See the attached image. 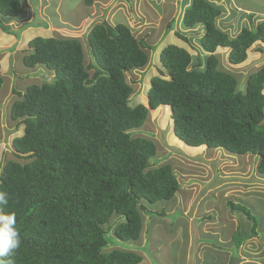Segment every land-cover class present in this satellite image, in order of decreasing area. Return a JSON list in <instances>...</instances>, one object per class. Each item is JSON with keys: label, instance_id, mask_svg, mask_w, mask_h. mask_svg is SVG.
I'll list each match as a JSON object with an SVG mask.
<instances>
[{"label": "trees", "instance_id": "obj_1", "mask_svg": "<svg viewBox=\"0 0 264 264\" xmlns=\"http://www.w3.org/2000/svg\"><path fill=\"white\" fill-rule=\"evenodd\" d=\"M22 11V0H0V27L11 32L4 20ZM221 14V7L208 0H192L183 25L201 27L198 41L208 54L204 60L198 53L194 63L186 47L163 46L164 68L150 80L148 104H131L134 88L127 74L146 66L147 50L157 47L137 37L128 24L95 23L87 39L96 59L89 62L80 37L36 36L29 41L24 64L54 75L50 82L15 90L19 99L10 110L17 126L24 125L12 142L16 159L0 166V190L9 194L8 206L0 210L15 212L21 239L14 264L142 262L138 251L107 248L111 232L122 240L140 239L144 215L151 212L148 202L170 200L180 188L171 163L152 166L155 141L134 134L150 110L161 106L171 108L174 131L187 145L257 155L264 174V66L250 73L240 89L237 75L219 68L216 54L219 47L228 48L230 63H244L250 49L264 43V21H251L231 35L217 24ZM173 25L169 22L167 31ZM175 33L189 42L180 31ZM1 68L0 63V89ZM228 205L251 225L243 240L257 237L259 222L247 205ZM238 230L235 253L242 244Z\"/></svg>", "mask_w": 264, "mask_h": 264}, {"label": "rangeland", "instance_id": "obj_2", "mask_svg": "<svg viewBox=\"0 0 264 264\" xmlns=\"http://www.w3.org/2000/svg\"><path fill=\"white\" fill-rule=\"evenodd\" d=\"M58 1L60 2V0H57V4H59ZM235 1L253 7L254 13L252 14V11H250V14L247 13L239 17L241 13L234 6V4L237 5V2L234 4L231 0L222 2V6L226 7V11H224L227 14L225 15L222 11L225 16L221 14L218 17L221 24L224 23L225 25L229 22L230 12L235 15V10L238 11L234 17L235 19L232 20L236 24L232 25L231 30H228L230 34L235 35L242 26L250 27L251 21L255 24L264 21V0ZM62 3L66 15L69 13L68 6L72 4L73 6H81V0H64ZM54 6L52 5V7ZM52 14L53 21L61 20L55 12L52 11ZM69 15L72 17L73 14ZM39 17L34 16V25H43L52 20L40 19ZM99 21L100 19L97 20V23ZM228 24L227 27L223 25L222 28L229 29ZM15 25L13 26L16 27ZM181 27L180 24L178 28ZM197 29L198 27L190 30H172L169 34L165 30L150 32V36H147V38L157 49L147 50L150 58L146 66L127 74V79L134 88L131 99L132 105L138 103L148 104L147 89L150 80L152 76L159 73L160 68H164L159 53L163 45L175 43L186 47L192 53L194 63L197 62L198 53L205 60L208 52L201 49L198 38L202 30ZM65 30L69 29L65 28ZM175 31H180L187 36L189 42L179 38ZM74 32L67 35L82 39L85 46L86 62L91 59L95 60V54L88 43V33L85 32V36H81V30H75ZM55 34L61 37L67 36L57 32ZM135 35L141 36L137 32ZM10 50H13V48L0 49V63L3 68L2 75L4 76V83L0 89V166L9 159H16L12 142L16 136L21 135L24 131V125L17 126V121L12 120L10 117L13 102L19 99L15 90L23 92L29 84L50 82L54 75L53 72H49L44 67L31 69L26 66L21 54L7 57V52ZM228 52V48L219 47L217 49L219 68L237 75L239 87L244 89L248 75L264 66V46L261 43H256L250 49L248 59L238 65L228 61ZM28 53L29 51L26 54ZM171 113L169 106H161L156 110H150L146 123L134 134L146 136L155 141L157 155L155 156L156 161L154 159L151 161L152 164H155L152 166L171 163L178 175L181 191L188 192V195L192 191L195 197L191 201L193 207L188 206L184 211L187 202L182 199L181 202L177 203L181 192L179 191L180 188L170 200H162L156 204L148 202L151 212L144 215L145 227L140 239L122 240L115 236L114 232H111L109 234L110 245L107 249L116 247L138 251L144 256L140 264H230L234 263L237 258L245 262L244 264H249L252 261H256L252 264H264V174H261L258 170V156L251 153L245 155L232 154L223 148L213 149L187 145L176 135ZM219 184L225 187L222 192V194L225 193L224 196L221 197V193H219L220 198L218 201L215 192H213L208 197V201L199 206L196 196L200 190L209 187L214 188ZM229 201L247 205L251 213L257 217L259 222L257 227L259 235L257 237L243 240V231L249 229L251 225L245 217L240 219L242 213L235 212L228 205ZM210 207H212L210 212H206ZM156 212H160V214ZM0 214H2L1 210ZM224 219L228 222H225ZM111 223L116 224L117 220L114 219ZM225 228H227L226 233L222 231ZM237 230L240 236L239 241L242 240V244L238 253H231L235 251L232 234ZM232 260L233 262H231Z\"/></svg>", "mask_w": 264, "mask_h": 264}, {"label": "crops", "instance_id": "obj_3", "mask_svg": "<svg viewBox=\"0 0 264 264\" xmlns=\"http://www.w3.org/2000/svg\"><path fill=\"white\" fill-rule=\"evenodd\" d=\"M63 1L64 0H60V2L58 1L59 4H57V0H22V5H23L22 14L17 18H13L10 20H7V19L4 20L5 24L10 27L11 32L4 31L0 27V49L8 50L10 48H13V50H10L9 52H7L8 53L7 57H11L12 55H15V54H21V58L23 60V57L29 51L28 43L34 37L36 36H44V37L56 36L55 34L56 32L62 35H67L68 33L69 34L75 33L74 32L75 30H81V34H82L81 36H84L85 32L87 34L90 28L95 23H97V20L99 19H100L99 22L106 20L112 25L117 24V22L128 24L132 28L133 33L137 32L138 34H140L141 36L139 37L144 38L148 42V44L153 47H155V45L150 43L147 36L149 37L150 32H153L154 30H165L166 32L168 30L167 26L169 22L171 21H174V25L172 26V29L170 31L180 30V29H183V30L191 29V28H186L183 25V15H184L186 8L190 5L192 0H91V2L89 3H87L86 0H81V4H80L81 6H78V5L73 6V4L71 6H68L69 13L67 15L64 13L65 11L63 10V5H62ZM208 1L218 7H221L223 13L225 15L227 14V12H225L226 7L224 8L222 6L223 4H221L225 0L224 1L208 0ZM231 1H232V4L237 2L235 0H231ZM52 5L53 6L55 5V6L52 7ZM237 5H239L240 7H238ZM237 5L234 4L235 8L241 13L239 17H241V15L244 16L250 11H252V14L254 13L253 7L251 8V7L242 5L241 3H238V2H237ZM52 11L55 12V14H57L58 18L61 19L60 21H57V22L53 21ZM238 11L235 10V15L231 14L230 12L229 14L230 23L227 22L225 23V25L224 23L221 24L220 19L217 18L218 26L221 29L226 30V31L231 30L232 25L236 24L232 20L235 19L234 17L236 16V13ZM69 14H73L72 17ZM224 14H222V16H225ZM36 15L40 16L39 17L40 19H45V20L52 19V20L51 22H48L43 25L35 24L36 25L35 26L33 24V20H34L33 18ZM14 24H16L15 25L16 27L13 26ZM180 24L182 27L179 29L178 26ZM227 24H228L229 29L222 28L223 25L227 27ZM65 28L69 30H65ZM197 30H202V29L201 27H198ZM170 31H167V33L169 34ZM259 43H261V45L264 46V43L262 42H259ZM219 186L220 184L214 188L209 187L208 189L204 188L200 190L199 194H197L196 196L197 203L199 204V206L207 202L208 197L213 192H215L216 199L219 201V198H220L219 193H221V197H223L225 194V193L222 194L225 187L224 186L219 187ZM179 191H181V188ZM187 193L188 192L184 193L181 191L179 200L177 201L178 203V202H181L183 199L184 202H187L185 204L184 211H186L185 209L188 206L193 207L191 206V204L193 203L191 201H193L195 198L194 195L192 194V191L189 192V195ZM211 209L212 207H210V209H207L206 212L209 213ZM224 221L228 222L226 219H224ZM222 231L226 233L227 228L223 229ZM234 234H232V243H233ZM233 252L234 251H232L231 253ZM255 262L256 261H252L249 264H252ZM244 263L245 262L239 261L236 264H244Z\"/></svg>", "mask_w": 264, "mask_h": 264}, {"label": "clouds", "instance_id": "obj_4", "mask_svg": "<svg viewBox=\"0 0 264 264\" xmlns=\"http://www.w3.org/2000/svg\"><path fill=\"white\" fill-rule=\"evenodd\" d=\"M8 204L9 194L0 190V208L7 207ZM20 245L21 239L15 212L0 214V264H14L12 257Z\"/></svg>", "mask_w": 264, "mask_h": 264}]
</instances>
